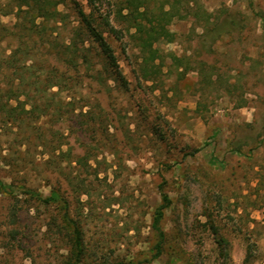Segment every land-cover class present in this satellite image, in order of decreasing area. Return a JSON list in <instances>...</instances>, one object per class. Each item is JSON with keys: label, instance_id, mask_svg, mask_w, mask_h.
I'll list each match as a JSON object with an SVG mask.
<instances>
[{"label": "rangeland", "instance_id": "obj_1", "mask_svg": "<svg viewBox=\"0 0 264 264\" xmlns=\"http://www.w3.org/2000/svg\"><path fill=\"white\" fill-rule=\"evenodd\" d=\"M51 1L0 0V264H74L75 229L79 264H264V0H170L155 62L121 0Z\"/></svg>", "mask_w": 264, "mask_h": 264}, {"label": "trees", "instance_id": "obj_2", "mask_svg": "<svg viewBox=\"0 0 264 264\" xmlns=\"http://www.w3.org/2000/svg\"><path fill=\"white\" fill-rule=\"evenodd\" d=\"M30 0H22V3L19 5V15L22 12L25 14H30L27 11H23L24 6H28L30 4ZM35 3L38 8L42 9H50L52 7L56 8V3H53L51 0H31V2ZM175 2V1H174ZM171 2L170 0H166L161 2L160 0H121L119 3V11L118 15L122 18L128 25L129 30H136V41H138V47L141 52L148 53L151 59V62H155L157 60V50L154 49V42L158 40L161 36L164 37L168 35L167 26L171 23L172 18L175 14L179 13L178 6L181 4L180 1H176V3ZM30 6V5H29ZM170 6L171 10L166 11V7ZM174 11L176 13L174 14ZM126 12L124 15L123 13ZM53 14V13H52ZM54 14L57 15L58 12L55 10ZM32 16V15H31ZM83 23L85 29H83L84 33L81 36H87L88 38H94L96 42H98L99 46L102 49L103 55L107 59V61L116 65V59L114 57V53L111 50V47L107 44L104 34H105V26H108V23H105L104 28L98 26L96 24V18L93 17V13L90 15H86L83 13L82 15ZM35 23L33 21V25L30 28V31L35 30ZM82 51H85V40L82 41ZM77 51V49H76ZM86 61V58L84 59ZM10 61V62H9ZM8 63L11 66L12 62L9 60ZM74 61V60H72ZM55 86V85H54ZM7 98L11 99V96L8 95ZM11 116V112H9ZM7 186L0 181V189H6ZM31 197L36 198L38 201L44 204H57L62 203V199L57 195H51L49 197H43L42 195L35 193L33 191H27ZM164 204L159 207L156 211V217L154 219V226H158L159 221L164 215V211L168 208L170 201L166 195L163 196ZM66 206V204H65ZM66 208V207H65ZM14 216L16 215V211H14ZM66 219H68V212L65 211ZM158 230V229H157ZM75 232V246L77 250L76 262L74 264H79V258L82 255V239L81 233L78 229L74 230ZM160 241L155 246V258H160L163 255V242H164V234L159 231Z\"/></svg>", "mask_w": 264, "mask_h": 264}]
</instances>
